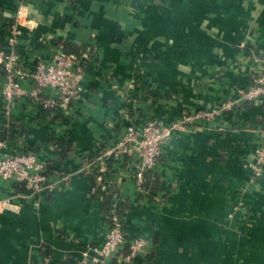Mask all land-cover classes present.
Masks as SVG:
<instances>
[{
	"label": "crops",
	"instance_id": "obj_1",
	"mask_svg": "<svg viewBox=\"0 0 264 264\" xmlns=\"http://www.w3.org/2000/svg\"><path fill=\"white\" fill-rule=\"evenodd\" d=\"M12 25L28 70L59 47L78 52L87 93L68 116L24 98L6 115L0 68V156L36 154L54 186L35 196L0 178V264H92L107 195L125 235L149 243L132 264H264V167L250 168L264 99L176 133L154 189H136L135 156L106 155L129 122L211 112L248 89L264 61V0H0V50Z\"/></svg>",
	"mask_w": 264,
	"mask_h": 264
},
{
	"label": "built area",
	"instance_id": "obj_2",
	"mask_svg": "<svg viewBox=\"0 0 264 264\" xmlns=\"http://www.w3.org/2000/svg\"><path fill=\"white\" fill-rule=\"evenodd\" d=\"M20 16L19 12L18 17ZM18 34L17 25L10 26L5 38V47L0 50V68L4 75L1 96L5 103L6 115L17 100L24 98L46 110L68 116L72 106L83 100L87 93L84 70L79 58L59 47L48 61L36 56L33 67L28 70L21 65L17 53ZM262 99H264V61L262 69L254 76L252 85L243 90L236 100H228L211 112L183 115L168 123L158 119H148L141 125L129 122L124 134L114 142L106 155L114 160L136 157L133 179L136 189L142 193L145 174L155 169L162 158L164 144L176 133L183 131L187 125L212 119L224 111L231 110L238 102H254ZM263 167L264 133L263 143L256 149L254 161L250 165L255 176L262 174ZM0 178L10 183L22 184L35 196L47 195L54 190L53 183L48 179L46 165L30 151L0 156ZM64 179L66 180L67 176H64ZM108 220L110 226L102 244L86 250L91 253L92 264H132L134 258L147 254L149 243L146 239L131 237L128 241L125 240L122 222L114 206ZM125 244H127V252L122 254L120 251ZM84 258L83 262L87 256ZM113 258L117 259V262H112Z\"/></svg>",
	"mask_w": 264,
	"mask_h": 264
},
{
	"label": "trees",
	"instance_id": "obj_3",
	"mask_svg": "<svg viewBox=\"0 0 264 264\" xmlns=\"http://www.w3.org/2000/svg\"><path fill=\"white\" fill-rule=\"evenodd\" d=\"M63 50L66 53H68V54H73L75 56L79 55L78 52L77 53H72L69 50L65 49L64 47H63ZM57 146L59 148H62V149L64 148V147H62L63 145H61V144H58ZM46 171H47V169H46ZM157 184H158V178H157V175L155 173H153V171H150V172L145 174V182L143 184V186L145 188H147V189L153 188L154 189V187ZM105 203L108 205V208H107V216H108V218L110 217V211L112 210L113 206L115 207V209H116V211H117V213H118V215L120 217V215H121V205H120V203L114 202V200H112V197H110L108 195L105 198ZM120 219H121V217H120ZM122 226H123V231H124V225L122 224ZM130 238H131V236L125 235V240L126 241H128ZM126 252H127V244L124 245V247L120 251V253L125 254ZM112 262H116V261L113 260Z\"/></svg>",
	"mask_w": 264,
	"mask_h": 264
}]
</instances>
